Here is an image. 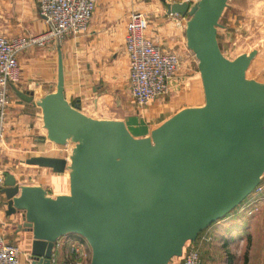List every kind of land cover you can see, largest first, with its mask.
Masks as SVG:
<instances>
[{"label": "water", "instance_id": "95a60500", "mask_svg": "<svg viewBox=\"0 0 264 264\" xmlns=\"http://www.w3.org/2000/svg\"><path fill=\"white\" fill-rule=\"evenodd\" d=\"M228 0L166 3L187 16L186 42L198 60L204 103L187 107L135 139L119 120L85 116L68 103L59 55L54 92L34 104L46 139L76 144L72 163L36 156L25 163L69 171V194L54 198L39 186H19L4 174L5 215L21 213L18 230L33 233L31 264H50L57 241L78 236L89 264H168L187 241L225 218L264 174V83L246 78L255 55L227 60L217 27ZM16 95L32 102V94Z\"/></svg>", "mask_w": 264, "mask_h": 264}, {"label": "crops", "instance_id": "0c3cea01", "mask_svg": "<svg viewBox=\"0 0 264 264\" xmlns=\"http://www.w3.org/2000/svg\"><path fill=\"white\" fill-rule=\"evenodd\" d=\"M198 1L162 0L165 6L166 3L175 2H188L193 5ZM244 1L252 0L227 1L217 27V41L225 11L242 6ZM105 2L106 0H98L89 26L82 34L66 36L44 47H30L17 56L20 79L13 86L21 92L32 94L33 101L29 103L21 100L10 86V103L0 138V175H13L19 186H39L52 198L67 194L60 189L50 190L51 193H48L45 182L50 180V177L43 175L48 173L44 170L49 168L25 163L28 158L36 156L70 160L64 155L45 154L46 148L54 143L46 139V130L41 118L42 110L34 104L42 96L55 91L59 55L63 67L64 97L68 103L77 104L81 113L91 118L105 119L99 116L117 111V114L121 112L124 116L121 119L129 117L124 119L127 125L134 118V113L127 114L135 107L130 105L132 97L128 84V56L124 49L125 29L130 12L148 10L155 1ZM164 16L165 18L150 21L146 36L162 49L175 52L180 64L169 82L168 102L163 104L164 98H158L146 109L149 110L147 117L151 118L148 121L151 125L163 123L186 107L202 106L204 99L194 54L187 48L186 37L182 36L183 32H186L188 17L168 15L166 12ZM45 31L46 26L38 14L36 0H0V37H31ZM255 55L246 71V78L264 83V78L254 76V69L258 70L252 66ZM248 71L250 76H247ZM177 104L179 107L174 109ZM52 174L63 175L53 171ZM6 201L5 195L0 191V231L9 245L18 247L19 264H31L33 233L17 229V226L23 223L21 213L5 215ZM246 201L225 218L201 231L193 241H187L182 255L189 249H197L204 264H218V256L225 251L237 257L242 254V257L235 260V264H264V201L252 214L246 213L243 208ZM64 238L81 239L78 236H66L62 239ZM67 252V246L64 244L59 252L60 262L63 260L62 253L67 255ZM168 264L177 263L170 260ZM224 264H234V259L227 257Z\"/></svg>", "mask_w": 264, "mask_h": 264}, {"label": "built area", "instance_id": "2783aa9c", "mask_svg": "<svg viewBox=\"0 0 264 264\" xmlns=\"http://www.w3.org/2000/svg\"><path fill=\"white\" fill-rule=\"evenodd\" d=\"M98 0H36L40 18L46 31L31 37H0V138L9 107L10 86L20 79L17 56L30 47H44L66 36L82 34L89 26ZM148 19L140 11H132L127 18L124 49L128 56V84L133 101L146 106L151 101L167 96L169 82L175 76L180 60L173 51H165L147 36ZM4 178L0 175V189ZM264 174L253 192L246 199L244 210L256 212L264 201ZM67 246V255L59 252ZM18 247L9 245L0 231V264H19ZM91 249L85 240L59 239L54 246L50 264H89ZM182 264H204L197 249H189L182 255Z\"/></svg>", "mask_w": 264, "mask_h": 264}, {"label": "rangeland", "instance_id": "374dc122", "mask_svg": "<svg viewBox=\"0 0 264 264\" xmlns=\"http://www.w3.org/2000/svg\"><path fill=\"white\" fill-rule=\"evenodd\" d=\"M154 1L155 3L151 4L148 10L139 9L140 12L146 15L148 19V23H151L150 21L153 19L165 18L164 16L166 12L165 4H163L162 0H154ZM107 2L108 0H106L105 3L107 4ZM184 35L185 32H183L182 36L185 37ZM218 41L223 55L229 61H234L239 56L247 54L251 51L254 50L257 51V54L255 55L252 63V66L258 68V70L254 69L255 70L254 76H261L262 78H264V0L244 1L242 6L234 10L228 8L224 13L223 18L221 19V27L218 30ZM194 59L198 64V60L196 59L195 56ZM247 76H250V71L247 72ZM202 93L204 96L203 86H202ZM163 98L164 100L162 103L166 104L169 100L168 95ZM130 101L132 102V103L130 102V105H132L135 108L127 112L128 115L130 113H134V115H132L134 118L132 122H128V125L125 123L124 119H129V117H125L121 119V117L124 116H122L121 112L117 114L118 111L111 114L101 115L99 117H104L105 119L119 117L120 119H116V120L122 121L129 134L133 136L135 139L151 138V133L162 125V123L157 125L156 124L151 125L148 123V121L151 118L147 117V112H149V110L146 109L149 108L148 106L152 103V101L148 105L143 107L138 106L133 101L132 98ZM181 103L182 102H180V104ZM203 103H204V99H203ZM177 107H179V104H177L176 107H174V109ZM75 148H76V144L73 141L68 140L64 146H60V145L56 146L54 144L53 145L50 144L49 147L46 148L47 150L45 151V154L50 156L64 155L65 157L69 158L73 155ZM68 163H70V160H68ZM51 170L52 169L50 168L49 170L48 169L44 170L47 171L48 173H44L43 175L44 177L47 178L50 177L49 178L50 180H47L45 182V184H47V189L49 190L48 193H51L50 190L53 191L55 189H60L62 191L63 190L66 191V193L69 194V171L67 170L64 173H62L63 175H53ZM64 256L65 255H63V257ZM230 256L231 258L234 259V264H235V260L239 257H242V254L237 257L231 254H227L225 251H222L218 256V260H217L218 264H224L226 258L227 257L229 258ZM181 259H182L181 257H173L171 260L172 262H176L177 264H180ZM211 262H213V260Z\"/></svg>", "mask_w": 264, "mask_h": 264}, {"label": "bare ground", "instance_id": "6f19581e", "mask_svg": "<svg viewBox=\"0 0 264 264\" xmlns=\"http://www.w3.org/2000/svg\"><path fill=\"white\" fill-rule=\"evenodd\" d=\"M69 159H70V163H72V159H71L70 157H69ZM70 163H69V164H70Z\"/></svg>", "mask_w": 264, "mask_h": 264}]
</instances>
